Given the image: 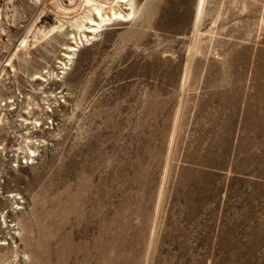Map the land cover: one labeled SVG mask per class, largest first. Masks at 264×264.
<instances>
[{"label": "rangeland", "instance_id": "obj_1", "mask_svg": "<svg viewBox=\"0 0 264 264\" xmlns=\"http://www.w3.org/2000/svg\"><path fill=\"white\" fill-rule=\"evenodd\" d=\"M0 16V264H264V0Z\"/></svg>", "mask_w": 264, "mask_h": 264}, {"label": "bare ground", "instance_id": "obj_2", "mask_svg": "<svg viewBox=\"0 0 264 264\" xmlns=\"http://www.w3.org/2000/svg\"><path fill=\"white\" fill-rule=\"evenodd\" d=\"M95 10H96V14L98 15V19L100 20V22L95 21V20H91L90 25L94 26V27H90L91 29L88 30V32H90V33L96 32V28L100 27L101 24L106 21L105 17H103V15L101 13V10L97 9V8H95Z\"/></svg>", "mask_w": 264, "mask_h": 264}, {"label": "built area", "instance_id": "obj_3", "mask_svg": "<svg viewBox=\"0 0 264 264\" xmlns=\"http://www.w3.org/2000/svg\"><path fill=\"white\" fill-rule=\"evenodd\" d=\"M3 2V0H0V4ZM0 18H1V16H0Z\"/></svg>", "mask_w": 264, "mask_h": 264}]
</instances>
